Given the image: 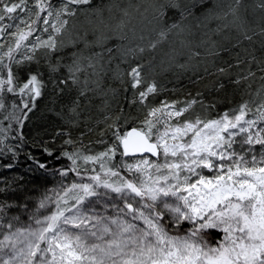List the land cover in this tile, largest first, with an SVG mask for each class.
<instances>
[{
	"label": "snow or ice",
	"instance_id": "snow-or-ice-1",
	"mask_svg": "<svg viewBox=\"0 0 264 264\" xmlns=\"http://www.w3.org/2000/svg\"><path fill=\"white\" fill-rule=\"evenodd\" d=\"M92 3L93 0H67V4L77 6ZM67 4L63 10L74 15L75 10ZM203 4L204 0H191L181 7L176 0H168L158 6L157 20L163 22L169 10H177L181 17L195 16L202 11ZM0 5V21H3L5 14H8L7 19H14L11 14L26 7V2L19 0L9 4L0 0ZM37 7L45 10L42 0H38ZM28 27L29 32H18L16 48L30 34L31 26ZM171 27L178 25L173 23ZM160 35L163 37L166 33L162 31ZM6 55L11 59V48ZM131 75L133 86L139 85L140 70L133 68ZM38 83L33 75L20 92L27 90L39 97ZM13 84V73L9 69L6 79H0V93L13 92ZM154 91L153 84L140 96L145 98ZM3 107L0 103V108ZM24 107L28 108V104ZM159 111L153 109L149 116L155 117ZM185 111L187 109L176 110L167 115L179 117ZM246 111L247 105H244L231 117L226 113L220 119L197 118L175 126L165 121L164 130L156 129L155 133L156 124L148 119L146 130L133 128L123 135L117 132L122 156L147 152L162 156L163 162L141 159L136 164L126 165L128 171L134 170L137 174L135 179L122 178L119 183H109L95 175L90 177L95 186L73 184L63 196L57 194L55 211L43 219L34 217L36 227L4 235L0 240V264H264V147L259 158L255 154L247 157L251 148L244 153L230 151L235 142L233 137L238 133H248L242 144L264 146L261 134L264 129L253 134L250 129L256 121L245 120ZM261 117L264 118V112ZM115 154L113 147L99 157L84 159L101 161L106 176H119L118 171L105 169L103 162L104 157L111 158ZM203 169L211 175L205 174ZM96 187L124 194L123 208L115 216L100 217L89 215L79 207L75 210L61 207L62 203H68L69 192L79 190L71 197L79 205L88 197L98 195ZM129 196L133 199L129 200ZM51 199L46 197L40 207H46ZM8 227H12L11 223ZM215 234L219 235L214 240Z\"/></svg>",
	"mask_w": 264,
	"mask_h": 264
},
{
	"label": "rangeland",
	"instance_id": "rangeland-1",
	"mask_svg": "<svg viewBox=\"0 0 264 264\" xmlns=\"http://www.w3.org/2000/svg\"><path fill=\"white\" fill-rule=\"evenodd\" d=\"M155 1L128 0L127 3H116L114 7L104 5L105 9L103 11L106 10L105 12L98 11L97 14L91 15V19L84 22L86 25L91 24L88 27L90 28L88 36L84 39H79V37L75 39V31L80 29V23L87 20L83 16L84 12L90 11L91 6L95 3L77 6L67 4V0H42L45 10L40 11V8L37 7L38 0H25L26 7H23L25 10L20 9V15H12L14 19L9 20L5 14L6 20L0 23V29H2V26L5 29L4 36L0 39V58H6L7 63H10L8 68L12 71H23L27 75L29 73L36 74L41 93H43V84H46L50 89L57 79L64 81L65 84L68 83L70 89H77L79 94L84 95L87 99L93 96L99 99L100 97L95 92L100 91L101 81L107 78L114 83L111 85L121 86L127 105L130 110L133 109L127 120L137 122L146 130L145 121L150 119L156 124L153 133L156 132V129L162 132L165 121L168 125L175 126L188 120L194 121L197 118L201 120L220 119L226 113L231 117L238 114V110L244 105H247L244 119L256 121L250 131L255 134L264 129V118L261 117V112H264V107H262L264 106V82H261L264 80V76L260 79V86H256L257 92L250 94L249 98L245 97L237 106L233 105L219 116L211 119H209V112L202 106V102L197 99L179 98V100L168 101L159 98V95L165 93L163 92L164 87H162L164 85L160 83L158 77H165L170 71H173L174 67L172 65L184 60L182 51L185 50L186 43H182L177 48V53L173 55L168 53L167 50L176 29L171 25L173 23L178 25L176 21L179 22L178 18L181 16L177 10H169L164 21H158L157 8L159 4L165 2L162 0L161 2L160 0ZM14 2L18 3L19 0H4V3L11 4ZM176 2L184 7L191 3V0H176ZM66 4L68 8L75 10L74 15L63 10ZM262 5H264V0H204L203 9L198 11L196 16L199 18L204 13L213 11L220 12V18L226 20L233 12L238 11L237 17L239 19L237 20L244 18L245 21L235 20L233 22L238 31L237 39L238 41L240 39L248 41L250 40L248 37L251 38L254 34H260L264 27V7ZM0 10H2V5H0ZM94 17L95 19H93ZM45 20H47V23H44ZM215 22L217 23V21ZM29 25L31 26L30 34L26 40L21 42V46L16 48L18 32H29ZM162 31L166 33L163 37L160 35ZM52 44L55 45L54 48L50 46ZM186 45L188 46V44ZM9 48L12 49L11 59L6 55ZM133 68H138L141 73L140 83L135 87L131 75ZM77 69L79 70L77 71ZM174 71H178V69ZM159 72L161 73L157 74ZM24 81L27 83L29 80L26 78ZM153 84L155 85V91L142 98L140 93L146 91ZM118 90L120 89L118 88ZM39 97H41V94ZM170 97L180 96L175 93L171 94ZM153 109H160V111L156 113L155 117H150L149 112ZM182 109H187L182 116L176 117L173 115L169 117L167 115L169 112L174 113L176 110ZM126 124L128 123H123V126ZM230 131L237 130L231 129ZM261 134L264 135V132H261ZM247 135L248 133H238L233 137L235 142L230 151L235 150L238 153H244L251 148L252 151L247 152V157L250 158L251 155L255 154L259 158L260 150L264 146L242 144V140ZM111 137L112 141L103 140L98 144V147L104 152H108L110 148L115 147L116 153L119 154L116 166L122 172H125L130 180L135 179L137 174L134 170L132 172L128 171L126 165L136 164L141 159H147L150 163L163 162L162 156L156 158L122 156L116 133H113ZM155 139L154 134L152 141L154 142ZM169 142L172 143V141ZM95 149L96 147L91 146L84 150L81 155L83 157L88 154L92 155V150ZM169 159L173 158L169 157ZM223 163L230 162L223 161ZM81 166H84L83 163H81ZM202 171L211 175L207 169ZM152 172L155 174L154 169H152ZM52 179L53 182L50 188L32 201L27 200L24 202L22 207L0 205V240H3L4 235L11 234L17 229L24 230L30 226L36 227L34 217L43 219L46 215H50L51 212L55 211L57 194L63 196L64 192L70 189L73 184L88 183L95 186V182L89 181L91 179L85 178L84 174L74 177L66 171ZM78 191V189L73 190V192ZM96 191L98 195L88 197L79 205L71 198L73 192H69L68 203H62L61 207H73V210L79 207L89 215L100 217H113L120 208H123L124 194L115 193L104 187H96ZM46 197L52 199L47 201L46 207L41 208L40 203ZM128 199L131 200L133 197L129 196ZM135 199L139 200L138 197H135ZM66 215H71V213H66ZM134 222L142 226L139 221ZM9 223L12 225L11 228L8 227ZM218 235L215 234L213 239L215 240Z\"/></svg>",
	"mask_w": 264,
	"mask_h": 264
},
{
	"label": "trees",
	"instance_id": "trees-1",
	"mask_svg": "<svg viewBox=\"0 0 264 264\" xmlns=\"http://www.w3.org/2000/svg\"><path fill=\"white\" fill-rule=\"evenodd\" d=\"M123 2L128 0H93L95 4L90 11L84 12L87 20L80 23L75 39L88 36L91 24L84 22L91 19V15L105 12L104 5L114 7L116 3ZM20 13L17 9L11 15ZM238 14V11L233 12L232 17L226 20L220 18V12L213 11L199 18L196 15L178 18V27L167 51L173 55L182 43L188 46L185 44L182 51L184 60L172 65L173 71L165 77H158L165 93L159 98L168 101L197 99L211 119L257 92L256 86L264 76V27L250 40L238 41V31L233 23L239 19ZM240 20L237 21H245L244 18ZM2 29L0 39L5 32L3 26ZM0 61V79H6L10 63L6 58H0ZM176 69L178 71H174ZM12 73L15 90L0 93V103L4 105L0 108V205L22 207L24 202L32 201L50 188L52 178L65 171L74 177L84 174L88 179L100 175L109 183H119L122 178L130 180L116 166L118 153L111 158L104 157L103 162L105 169L112 168L119 172V176H106L101 169V161H85L81 155L93 146L96 149L92 150V155L85 157H99L104 150L98 144L103 140L112 141L113 133L123 135L132 128L144 130L137 122L127 120L133 109L127 105L120 85L113 86L111 80L104 78L100 91L95 92L100 98L93 96L87 99L77 89H70L68 83L56 79L50 89L43 84V93L38 98L27 90L23 94L20 92L26 83L24 80H30L36 74ZM175 93L180 97H170ZM25 104L28 108L24 107ZM123 123L128 124L125 127Z\"/></svg>",
	"mask_w": 264,
	"mask_h": 264
},
{
	"label": "water",
	"instance_id": "water-1",
	"mask_svg": "<svg viewBox=\"0 0 264 264\" xmlns=\"http://www.w3.org/2000/svg\"><path fill=\"white\" fill-rule=\"evenodd\" d=\"M132 129H130L129 131H131ZM120 148L123 151V148H122L121 145H120ZM142 156H149V157H152V158H156L157 157V156H153L151 153H147V152L143 153L142 155L141 154H136V155H129V156H125V157H142Z\"/></svg>",
	"mask_w": 264,
	"mask_h": 264
}]
</instances>
